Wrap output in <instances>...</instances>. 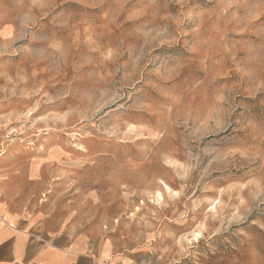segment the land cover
I'll return each mask as SVG.
<instances>
[{"label": "rangeland", "instance_id": "rangeland-1", "mask_svg": "<svg viewBox=\"0 0 264 264\" xmlns=\"http://www.w3.org/2000/svg\"><path fill=\"white\" fill-rule=\"evenodd\" d=\"M0 116L39 209L144 264H264V0H0Z\"/></svg>", "mask_w": 264, "mask_h": 264}, {"label": "crops", "instance_id": "crops-1", "mask_svg": "<svg viewBox=\"0 0 264 264\" xmlns=\"http://www.w3.org/2000/svg\"><path fill=\"white\" fill-rule=\"evenodd\" d=\"M2 145L0 116V264H144L141 239L117 236L73 213L39 209L50 185L48 162Z\"/></svg>", "mask_w": 264, "mask_h": 264}]
</instances>
